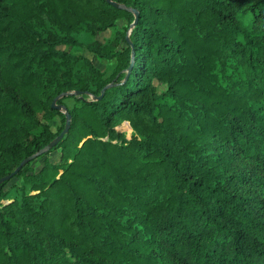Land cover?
Masks as SVG:
<instances>
[{"label":"trees","instance_id":"trees-1","mask_svg":"<svg viewBox=\"0 0 264 264\" xmlns=\"http://www.w3.org/2000/svg\"><path fill=\"white\" fill-rule=\"evenodd\" d=\"M111 1L0 0V264H264V0Z\"/></svg>","mask_w":264,"mask_h":264},{"label":"water","instance_id":"water-1","mask_svg":"<svg viewBox=\"0 0 264 264\" xmlns=\"http://www.w3.org/2000/svg\"><path fill=\"white\" fill-rule=\"evenodd\" d=\"M106 1H108L110 4H112L114 6L123 7L122 5H120V4H118V3L114 2V1H111V0H106ZM133 12H134V15H135V19H134L132 24L135 23L136 18H137V12L135 10H133ZM133 55H134V49H132V51H131V57H133ZM103 90L104 89L101 90V94L103 93ZM66 94L67 93H64L62 95H66ZM52 104H53V106H55L54 102ZM55 107L64 109V106H61V105L55 106ZM65 114H66V121H65V127L63 128V130L50 143H48L44 148H42L41 150L37 151L36 153H34V154H32V155H30V156H28L26 158H24L23 160H21V162L18 164V166L12 172H10V173H8V174H6V175H4L3 177L0 178V183H2L5 180L10 179L13 175H15L18 172V170L24 164H26L27 162H29L30 160H32L34 157H36L37 155L41 154L42 152L47 151L49 148H51L63 136V134L67 131L68 125H69V115H68V113L66 111H65Z\"/></svg>","mask_w":264,"mask_h":264},{"label":"rangeland","instance_id":"rangeland-1","mask_svg":"<svg viewBox=\"0 0 264 264\" xmlns=\"http://www.w3.org/2000/svg\"><path fill=\"white\" fill-rule=\"evenodd\" d=\"M111 34V30L108 29L106 30L105 32H102L101 34L98 35V38L99 39H103L107 36H109ZM84 54L92 61V63L98 67L99 69H104L105 67V62L104 61H101V60H98L93 54L89 53V52H84ZM119 129L123 132L126 133V136L129 137L130 134H131V129L129 127V125L125 122L121 123L119 125Z\"/></svg>","mask_w":264,"mask_h":264}]
</instances>
